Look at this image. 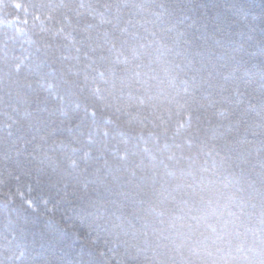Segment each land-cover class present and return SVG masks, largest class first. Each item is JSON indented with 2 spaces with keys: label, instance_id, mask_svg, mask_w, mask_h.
Instances as JSON below:
<instances>
[{
  "label": "trees",
  "instance_id": "16d2710c",
  "mask_svg": "<svg viewBox=\"0 0 264 264\" xmlns=\"http://www.w3.org/2000/svg\"><path fill=\"white\" fill-rule=\"evenodd\" d=\"M0 264H264V0H0Z\"/></svg>",
  "mask_w": 264,
  "mask_h": 264
}]
</instances>
